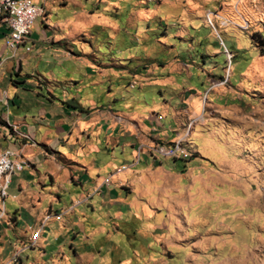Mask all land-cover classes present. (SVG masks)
Listing matches in <instances>:
<instances>
[{
  "label": "rangeland",
  "instance_id": "374dc122",
  "mask_svg": "<svg viewBox=\"0 0 264 264\" xmlns=\"http://www.w3.org/2000/svg\"><path fill=\"white\" fill-rule=\"evenodd\" d=\"M34 1L44 6L31 27L34 37L39 39L41 30L71 37L74 59L59 69L82 79L69 85L74 95L82 96L85 108L86 99L94 100L98 108L111 104L122 111L125 107L137 112L153 107L152 111L164 113L163 121L169 123L173 119L169 107L179 108L181 97L175 89L182 86L188 88L193 102L207 106L206 116L212 102L238 107L248 119L218 118L208 123L215 140L208 157L216 172L210 188L165 186L166 196L181 201L185 213L181 207L173 212L146 207L145 195L135 193L127 196V200L135 199L130 209L106 200L96 210L88 206L87 216L79 219L86 206L75 201L86 196V189L52 184L48 178L37 211L48 208L53 197V210L74 204L76 211H66L61 222L52 219L45 224L43 236L48 244L44 248L51 255H42L36 242L27 250L36 256L26 261L22 257V264H264V54L252 39L256 31L264 36V0H69L67 5H59V0ZM56 21L58 30L52 29ZM227 52L232 55L231 62ZM131 76L139 85L129 86ZM93 78L99 82L89 84ZM153 79L165 82L164 93L158 92L156 82L146 84ZM14 88L8 87L9 97H13ZM198 129L207 131V127ZM82 137V149L88 156L95 138ZM182 138L187 154L180 158L183 151L169 152L175 158L163 160L166 166L182 167V160L172 159L193 156L192 145ZM116 142H110L109 151L106 144L97 145L106 163V172L101 174H114V181L125 176L114 171L129 161V148L122 152ZM15 184L13 176L7 195H0V208L9 213L25 199L17 187L19 197L12 198ZM123 191L117 188L121 201ZM100 199L95 195L88 204ZM28 201L22 206L27 207ZM189 201H194V206H186ZM28 211L21 213L23 218H31ZM119 211L123 213L119 215ZM2 220L0 245L7 240Z\"/></svg>",
  "mask_w": 264,
  "mask_h": 264
},
{
  "label": "crops",
  "instance_id": "0c3cea01",
  "mask_svg": "<svg viewBox=\"0 0 264 264\" xmlns=\"http://www.w3.org/2000/svg\"><path fill=\"white\" fill-rule=\"evenodd\" d=\"M59 1H61L59 5H67L66 1L69 0ZM58 23L59 21H56L52 29L57 28L58 30ZM39 32L42 34L40 33V38L37 39L31 29L28 41H26L31 45L30 48L26 49L20 45L16 49H10L5 44L7 28L0 21V153L6 149L11 150L13 158L24 164L21 171L10 176L8 185L15 176L16 184L10 195L18 199L19 193L15 192L17 187L25 199L29 200L28 206L23 207L25 199H20L19 204L21 205L12 213L5 209L3 212L0 208V220L3 219L5 223L3 234L7 237V240L0 245L1 264L7 262L13 264L14 260L20 256L19 246L25 245V250L22 252L20 261H17L18 264H22V257L25 261L35 257L36 252L30 256L27 250L31 249L36 242L42 255H51L52 253H47L44 248L48 244V240L43 236L45 224L57 212L62 214L61 219L57 220L61 222L66 211H76L74 204L64 210H53L51 204L54 197L48 208L44 210L42 208L41 213L37 211V207L40 208L43 204L42 191L48 178L52 184H75L86 189V196L75 201L76 204L83 203L86 206L85 209L80 210L79 219L87 216L88 206L96 210L102 204L105 205L106 200L110 203L122 204V208L130 209L135 199H131L132 202L127 200V196L130 194L133 197L135 193L145 195L143 197L146 207H162L166 212H173L176 207H181V213H183L185 205L181 206V201L168 198L165 186L168 188L173 185L179 189L181 186L186 188L185 185L189 188L197 185L199 188L205 185L206 188H210L216 172L208 157L215 146L208 123L218 118L237 122L248 119L247 114L239 111L238 107L231 109L229 106L212 102L209 108L210 115L206 116L207 106H199L193 102L188 88L179 84L176 86L181 88L175 89L178 91L177 94L181 93V97L178 95L179 108L176 105L169 107L173 111V119L169 123L163 121L165 114L152 111L153 107L147 111L144 109L145 111L142 112L126 110L127 107H125L122 111L113 109L111 104L98 108L94 100L86 99L85 102L88 105L85 108L82 96L74 95L71 89V85L81 83L82 79L73 72L59 69V65H68V62L73 61L75 56L70 50V35L47 33L44 30ZM163 75L161 74L160 80L163 79ZM229 75L228 72V80ZM158 80L153 79L146 84L156 82L158 92L162 94L164 93L162 88L165 87L162 85L165 82ZM97 82L99 81L94 78L89 80V84ZM64 83L71 85L63 88ZM146 84H141L140 87ZM211 84L213 85L212 82ZM11 85L15 86L13 97H9L8 87ZM136 85H139L137 79L132 78L129 86ZM57 86L62 88L58 89ZM225 91L226 89L222 91V94ZM197 92L200 94L201 90L198 89ZM166 107L168 108L167 105ZM224 116H234L235 119H227ZM199 127L203 129L207 127V131H199V129L196 131ZM82 136L87 139L95 138L88 156L82 149ZM182 137H186L187 142L192 145L196 156L186 162L183 161L182 167L166 166L163 160L170 159L164 157L171 156L169 154L171 144ZM115 140H117L116 144L121 146L122 152L129 148L128 163L121 164L115 170L123 169L122 171H114L117 174H125L117 181H114L112 173L101 174V172H106V163L97 151V145L102 146L103 144H106V150L109 151L110 142ZM78 146L80 148H77ZM139 147L143 148L137 156ZM147 148L164 157L154 158ZM108 175H111L109 182L112 180V183L105 186L102 183ZM59 178L62 179L59 181ZM120 187L127 192L123 191L126 197L125 199L122 197V201L119 200L122 195L117 192V188ZM95 195L101 196L100 201H92L88 204ZM165 198L168 201H165ZM194 203V201H189L186 206L192 207ZM26 208L29 209L27 216H31L30 219H25L21 215ZM188 212L192 213L190 209ZM122 213L119 211V215ZM43 214L39 226L35 227ZM62 227L65 226L62 225ZM60 248L61 246L55 253Z\"/></svg>",
  "mask_w": 264,
  "mask_h": 264
},
{
  "label": "built area",
  "instance_id": "2783aa9c",
  "mask_svg": "<svg viewBox=\"0 0 264 264\" xmlns=\"http://www.w3.org/2000/svg\"><path fill=\"white\" fill-rule=\"evenodd\" d=\"M38 5L39 4L33 0H3V7L1 8L0 12V21H2L7 28V33L5 35V44L7 47L10 49H16L20 45H23L26 49L31 47V45L26 41H28L31 27L35 21ZM227 57L231 62L232 55L229 52H227ZM141 149L142 147L138 148L137 156H139L141 153ZM147 150L154 158L162 157L159 154L152 153L151 149ZM6 154H8V149H6ZM164 158L171 159V157ZM137 159H139V157ZM122 170L123 169H120L119 171L115 172H120ZM18 171H20V164L1 163L0 156V181H2V191L0 192V195H7L6 189L10 182V176ZM109 180L110 178L107 177L104 179V182L108 183ZM2 211L5 212L4 208H2ZM61 217L62 214L57 212L51 216L50 220H59ZM24 250L25 245L20 247V253ZM16 262L17 259H15L13 263Z\"/></svg>",
  "mask_w": 264,
  "mask_h": 264
},
{
  "label": "bare ground",
  "instance_id": "6f19581e",
  "mask_svg": "<svg viewBox=\"0 0 264 264\" xmlns=\"http://www.w3.org/2000/svg\"><path fill=\"white\" fill-rule=\"evenodd\" d=\"M2 7H3V0H0V12H1V8ZM43 12H44V6L41 5V4H39L38 7H37V10H36L35 19L38 16L42 15ZM182 141H183V138H179L177 140V142H174V145H173L172 150H171V152L173 154H178L179 152L182 151V149H183V147H182ZM147 149H149V148H147ZM151 152H152V150H151ZM155 154H158V153H155ZM0 156H1V163H4V164H20V171L24 168V164L23 163L18 162L17 160H15L13 158V152L11 150H8V154H6V150H5L4 152L0 153ZM1 191H2V181H0V192Z\"/></svg>",
  "mask_w": 264,
  "mask_h": 264
},
{
  "label": "trees",
  "instance_id": "16d2710c",
  "mask_svg": "<svg viewBox=\"0 0 264 264\" xmlns=\"http://www.w3.org/2000/svg\"><path fill=\"white\" fill-rule=\"evenodd\" d=\"M252 39H253L255 45L257 46V48L261 51V53L264 54V36L260 32L256 31L252 34ZM161 65H163V64H161ZM172 147L173 146H171V149H172ZM182 151L183 152L179 153V155H178V156H181L180 158H182V156L184 157V155L187 154V150L185 148H183ZM195 156H196V153H194L191 158H193ZM174 160H182L185 162L188 161V159H174Z\"/></svg>",
  "mask_w": 264,
  "mask_h": 264
}]
</instances>
